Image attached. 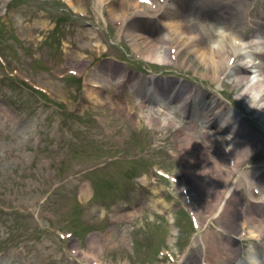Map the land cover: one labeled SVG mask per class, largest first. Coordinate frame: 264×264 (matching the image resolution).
I'll return each mask as SVG.
<instances>
[{"label": "rangeland", "instance_id": "374dc122", "mask_svg": "<svg viewBox=\"0 0 264 264\" xmlns=\"http://www.w3.org/2000/svg\"><path fill=\"white\" fill-rule=\"evenodd\" d=\"M71 1L0 0V264H254L252 249L264 261L259 223L212 210L223 181L215 140L234 136L191 122L199 115L167 104L170 92L161 102L169 116L147 111L129 80L168 81L172 90L179 82L236 115L253 144L224 189L240 187L239 207L264 199V119L242 96L249 79L214 82L189 53L180 55L185 68L147 61L108 12L117 0ZM231 12L208 25L216 31L228 18L243 39L258 37L264 0ZM204 132L211 141H201Z\"/></svg>", "mask_w": 264, "mask_h": 264}, {"label": "bare ground", "instance_id": "6f19581e", "mask_svg": "<svg viewBox=\"0 0 264 264\" xmlns=\"http://www.w3.org/2000/svg\"><path fill=\"white\" fill-rule=\"evenodd\" d=\"M64 1L72 5L71 0ZM104 1L106 0H97L99 4ZM244 3L245 0H197L195 3L194 0H117L110 2L108 12L112 19L122 27L124 36L128 39L132 49L147 61L164 62L167 65L180 63L185 68L187 61L180 60V55L189 53L196 55L199 63L211 70V79L214 82H220L225 74L234 77L239 83L241 82L240 84L250 79L242 96L247 101L248 107L252 108L259 118L264 119V28L258 30L257 38L259 40L253 42L254 35L243 39L248 36V33L238 34L236 22L229 21L228 18H224L226 22L219 21L220 24L224 25L216 31L210 26L212 22L209 23L210 25L207 23L210 19H215L218 12L223 14L232 13L233 5ZM213 14L216 15L213 17ZM137 19L150 23L157 21L160 22L161 26L146 30L136 25L137 22H141ZM208 42L212 45H209ZM162 51L165 53L164 57L161 55ZM129 80L134 82L131 85L134 92H151L150 87L153 86L154 82L156 89L151 94L156 93L164 96L168 92L173 93L171 103L167 104L183 103L188 113L199 115V117L192 116L189 120L196 122V124L200 120L204 127L214 128L217 133L228 131L234 136L230 141L231 143H226L223 137L215 140L219 143L220 148H223V152L219 154L220 157L217 161V168L223 177V181L219 183L222 190H217L215 194L216 204L212 210H216L225 216L229 214L230 219H232V221H229L230 223H235L237 218L244 214L245 221L248 218L250 224L253 222L259 223L262 231L261 235H263L264 200L254 203L250 199L246 204L237 207L235 204L238 198L235 195V190H240V187L237 185V188L234 186L226 193L224 191L228 184L227 181L230 179L229 176L231 174L238 175L240 172L242 161H240L238 155H242L249 147L253 146L246 132L240 126L236 115L221 100L209 98L206 101V96L204 94H201V96L198 89L186 88L179 82H174L175 86L179 85L178 90H175V88L172 90L169 88L171 83L169 84L168 81H135L134 76ZM146 85L151 86L146 87ZM146 88H149V90H145ZM185 93L188 96L187 99L182 98ZM162 99L158 100L157 98L158 103L155 106L154 103H149L153 106L145 105L147 111L169 116V113L165 110L166 106L161 103L163 102ZM219 121L222 124L221 127L218 126ZM203 135L202 142L204 140L205 142L207 140L211 141L207 132H204ZM227 144L233 145V147H226ZM215 146L218 147L217 144ZM234 158L235 161H233ZM242 179L240 182L246 181V179ZM251 181H253V177L248 178V181H246L247 186H250ZM237 205L239 204L237 203ZM209 212L211 211L209 210ZM248 234L255 240L261 239V236L254 235L252 230H249ZM215 250L216 245L210 244V252L207 254L210 260ZM252 250L248 252L250 256L254 255V252L258 254V252ZM226 251L232 253L230 248ZM250 256L249 260L254 264L264 263L262 256L260 260L255 256L256 261H253ZM245 264L247 263L245 262Z\"/></svg>", "mask_w": 264, "mask_h": 264}]
</instances>
